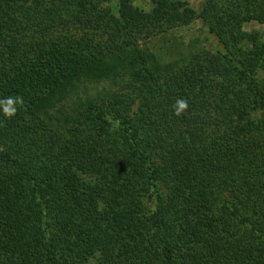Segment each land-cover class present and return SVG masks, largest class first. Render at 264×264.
Returning <instances> with one entry per match:
<instances>
[{
    "label": "trees",
    "instance_id": "obj_1",
    "mask_svg": "<svg viewBox=\"0 0 264 264\" xmlns=\"http://www.w3.org/2000/svg\"><path fill=\"white\" fill-rule=\"evenodd\" d=\"M261 70L264 0H0V264H264Z\"/></svg>",
    "mask_w": 264,
    "mask_h": 264
},
{
    "label": "rangeland",
    "instance_id": "obj_2",
    "mask_svg": "<svg viewBox=\"0 0 264 264\" xmlns=\"http://www.w3.org/2000/svg\"><path fill=\"white\" fill-rule=\"evenodd\" d=\"M133 4L149 10L152 7V0H132ZM190 6L199 9L203 0H186ZM113 10L116 11V4H112ZM247 30L260 28L257 23H247L244 25ZM192 42L205 44L210 46L214 42V36L207 30L203 23L196 19L191 24L180 26L161 36H157L149 41L148 45L154 50L164 61L173 60L174 58L186 54ZM259 76L264 77V70L259 71ZM112 87L110 81L89 82L85 88L81 89L79 95L81 97L94 96ZM79 97V96H78ZM78 97L73 95L67 103V108L71 107L78 100Z\"/></svg>",
    "mask_w": 264,
    "mask_h": 264
},
{
    "label": "clouds",
    "instance_id": "obj_3",
    "mask_svg": "<svg viewBox=\"0 0 264 264\" xmlns=\"http://www.w3.org/2000/svg\"><path fill=\"white\" fill-rule=\"evenodd\" d=\"M19 102L20 104H23L22 98H8L6 101H0V105L3 106V111L5 116L8 118L13 117L16 114V107L14 106L16 102ZM175 109V114L177 116H180L185 110L188 108V103L186 100L180 99L177 101V104L173 106Z\"/></svg>",
    "mask_w": 264,
    "mask_h": 264
}]
</instances>
